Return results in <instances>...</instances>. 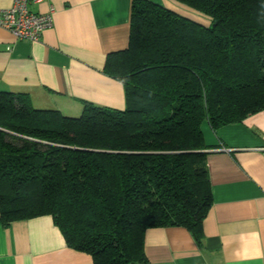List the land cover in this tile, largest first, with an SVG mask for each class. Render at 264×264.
<instances>
[{
    "label": "trees",
    "instance_id": "obj_1",
    "mask_svg": "<svg viewBox=\"0 0 264 264\" xmlns=\"http://www.w3.org/2000/svg\"><path fill=\"white\" fill-rule=\"evenodd\" d=\"M173 1L209 24L132 0L128 48L105 63L124 110L67 117L0 91V223L50 216L93 264H150L149 228L200 239L212 205L200 126L264 111V0Z\"/></svg>",
    "mask_w": 264,
    "mask_h": 264
},
{
    "label": "crops",
    "instance_id": "obj_2",
    "mask_svg": "<svg viewBox=\"0 0 264 264\" xmlns=\"http://www.w3.org/2000/svg\"><path fill=\"white\" fill-rule=\"evenodd\" d=\"M197 21L173 0H149ZM14 0H0V10ZM132 0H43L30 10L54 9L53 26L37 42L0 28V91L27 94L40 110L77 117L90 104L124 110L123 84L105 73L109 55L128 48ZM201 15V14H200ZM202 16V15H201ZM200 130L207 150L212 205L200 239L181 227L149 228L150 264H264V111L240 123ZM0 264H93L67 247L50 216L0 223Z\"/></svg>",
    "mask_w": 264,
    "mask_h": 264
},
{
    "label": "built area",
    "instance_id": "obj_3",
    "mask_svg": "<svg viewBox=\"0 0 264 264\" xmlns=\"http://www.w3.org/2000/svg\"><path fill=\"white\" fill-rule=\"evenodd\" d=\"M43 0H14L11 8L0 10V28L9 32L16 40L37 42L42 33L53 26L54 9L46 14L33 13L31 5Z\"/></svg>",
    "mask_w": 264,
    "mask_h": 264
},
{
    "label": "rangeland",
    "instance_id": "obj_4",
    "mask_svg": "<svg viewBox=\"0 0 264 264\" xmlns=\"http://www.w3.org/2000/svg\"><path fill=\"white\" fill-rule=\"evenodd\" d=\"M189 10H190V9H189ZM191 11H193V10H191ZM193 12L195 13L196 11L194 10ZM196 15H197V17L200 18V19H197L196 22L207 24V22H208V18H207V17H205V16H201L200 14H196ZM205 21H206V22H205ZM208 24H209V22H208Z\"/></svg>",
    "mask_w": 264,
    "mask_h": 264
}]
</instances>
